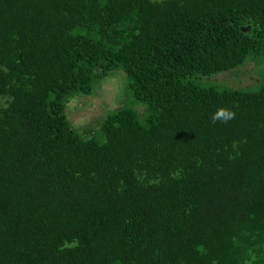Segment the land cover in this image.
<instances>
[{
    "label": "trees",
    "instance_id": "trees-1",
    "mask_svg": "<svg viewBox=\"0 0 264 264\" xmlns=\"http://www.w3.org/2000/svg\"><path fill=\"white\" fill-rule=\"evenodd\" d=\"M250 53L264 0H0V264H264V76L200 84ZM97 66L148 109L109 116L102 144L63 107Z\"/></svg>",
    "mask_w": 264,
    "mask_h": 264
},
{
    "label": "rangeland",
    "instance_id": "rangeland-1",
    "mask_svg": "<svg viewBox=\"0 0 264 264\" xmlns=\"http://www.w3.org/2000/svg\"><path fill=\"white\" fill-rule=\"evenodd\" d=\"M159 1V0H157ZM242 32L248 37L253 36V25L244 22ZM128 31L126 25L117 27V32L123 36ZM99 40L95 33H87L79 29L74 33ZM91 91L89 94L73 92L63 101L64 113L68 127L83 140L93 139L99 144L104 142L102 125L111 115L122 109L134 112L141 124H144L148 109L136 101L129 89V79L121 67L112 71H105L97 66L88 68ZM264 76V55L250 53L245 62L227 73L217 74L200 81L202 86L212 85L219 90L256 91L260 87ZM7 99H0V106H6Z\"/></svg>",
    "mask_w": 264,
    "mask_h": 264
},
{
    "label": "clouds",
    "instance_id": "clouds-1",
    "mask_svg": "<svg viewBox=\"0 0 264 264\" xmlns=\"http://www.w3.org/2000/svg\"><path fill=\"white\" fill-rule=\"evenodd\" d=\"M235 113L232 112L229 109L221 108L218 109L213 115H212V122L216 123L217 121H220L222 123H227L234 119Z\"/></svg>",
    "mask_w": 264,
    "mask_h": 264
}]
</instances>
